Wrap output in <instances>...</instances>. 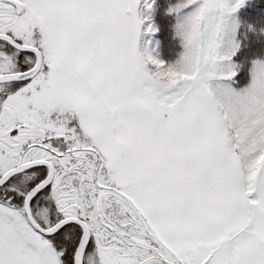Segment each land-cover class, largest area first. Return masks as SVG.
<instances>
[{
	"label": "snow or ice",
	"instance_id": "6c2138e0",
	"mask_svg": "<svg viewBox=\"0 0 264 264\" xmlns=\"http://www.w3.org/2000/svg\"><path fill=\"white\" fill-rule=\"evenodd\" d=\"M0 264H264V0H0Z\"/></svg>",
	"mask_w": 264,
	"mask_h": 264
}]
</instances>
